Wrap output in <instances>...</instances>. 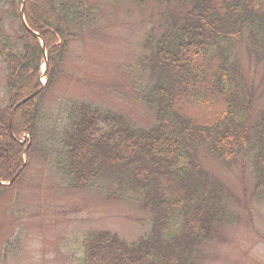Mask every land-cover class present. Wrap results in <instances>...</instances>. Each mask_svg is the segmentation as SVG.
I'll use <instances>...</instances> for the list:
<instances>
[{
  "label": "trees",
  "instance_id": "obj_1",
  "mask_svg": "<svg viewBox=\"0 0 264 264\" xmlns=\"http://www.w3.org/2000/svg\"><path fill=\"white\" fill-rule=\"evenodd\" d=\"M7 1L19 26L15 42L5 36L0 21V60L7 68L9 99L0 111V184L11 182V188L18 180L23 149L15 138L28 133L27 159L34 152L48 155L70 188L87 190L106 177L120 187L142 189L143 206L157 214L155 226L161 232L169 229V213L178 216L172 239L186 247L205 237L213 222L226 218L194 163L198 146L221 160L250 154L256 190L264 191V114L252 122V98L238 78L239 68L230 62L244 32L264 48V0H155L189 3L190 9L179 13L143 59L151 82L139 87L138 98L154 112L149 129L76 101L46 120L42 98L75 39L71 27L89 24L92 9L81 0H61L58 6L53 0H24V21L38 35L34 37L21 22L22 1ZM132 1L143 6L147 0ZM33 12L51 23H38ZM39 39L47 54L44 86ZM32 94L13 112L9 130L10 112ZM188 103L204 112L219 109L218 116L196 122L183 113L181 105ZM45 138L49 149L42 147ZM6 189L0 185V193ZM82 243L83 264H191L158 239L128 244L115 234L93 232Z\"/></svg>",
  "mask_w": 264,
  "mask_h": 264
},
{
  "label": "rangeland",
  "instance_id": "obj_2",
  "mask_svg": "<svg viewBox=\"0 0 264 264\" xmlns=\"http://www.w3.org/2000/svg\"><path fill=\"white\" fill-rule=\"evenodd\" d=\"M81 1L92 9V21L71 27L75 39L68 43L57 77L42 98L44 118L54 119L55 113L76 101L122 115L142 129L151 128L154 112L138 98L139 87L151 82L143 59L179 13L190 9L189 3L147 0L140 6L132 0ZM60 2L53 0L57 6ZM32 17L40 24L51 23L36 12ZM0 21L5 36L16 42L19 23L7 0H0ZM230 62L239 68L238 78L252 98L254 123L264 114V48L244 32ZM6 69L0 60V111L9 104ZM40 80L46 83L42 73ZM190 105H181L183 113L196 122L206 115L218 116L219 109L204 112ZM15 139L22 145V167L11 188V182L1 183L8 189L0 193V264H83L82 242L93 232L115 234L128 244L158 239L191 264H264V191L256 190L250 154L221 160L204 146L197 147L194 163L226 218L213 222L205 237L186 247L172 239L178 216L169 213V229L161 232L155 226L157 214L143 206L142 189L132 191L106 177L87 190L70 188L48 155L34 152L26 158L28 133ZM48 146L45 138L42 147Z\"/></svg>",
  "mask_w": 264,
  "mask_h": 264
},
{
  "label": "water",
  "instance_id": "obj_3",
  "mask_svg": "<svg viewBox=\"0 0 264 264\" xmlns=\"http://www.w3.org/2000/svg\"><path fill=\"white\" fill-rule=\"evenodd\" d=\"M20 19H21V22L23 24V26L27 29L28 32H30L33 36L37 37V34L32 32L31 30H29L25 24V21H24V18H23V4H21V9H20ZM41 43V51L44 53V68H43V76H45V73L47 71V56H46V53L44 52V47H43V43L42 41H40ZM35 95V94H34ZM33 96H30L28 98H26L24 101H21L19 104H17L16 106H14V108L12 109V111L10 112V115H9V121H8V127H9V130H10V125H11V118H12V115H13V112L15 111L16 108H18L21 104L25 103L26 101L32 99ZM10 184V183H8ZM0 185H4V184H0Z\"/></svg>",
  "mask_w": 264,
  "mask_h": 264
}]
</instances>
